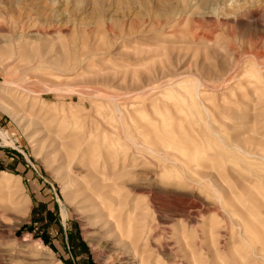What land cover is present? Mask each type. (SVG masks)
<instances>
[{
    "label": "rangeland",
    "instance_id": "obj_1",
    "mask_svg": "<svg viewBox=\"0 0 264 264\" xmlns=\"http://www.w3.org/2000/svg\"><path fill=\"white\" fill-rule=\"evenodd\" d=\"M0 264H264V0H0Z\"/></svg>",
    "mask_w": 264,
    "mask_h": 264
},
{
    "label": "trees",
    "instance_id": "obj_2",
    "mask_svg": "<svg viewBox=\"0 0 264 264\" xmlns=\"http://www.w3.org/2000/svg\"><path fill=\"white\" fill-rule=\"evenodd\" d=\"M2 169L8 170V171H12V169H10L9 167H2Z\"/></svg>",
    "mask_w": 264,
    "mask_h": 264
},
{
    "label": "bare ground",
    "instance_id": "obj_3",
    "mask_svg": "<svg viewBox=\"0 0 264 264\" xmlns=\"http://www.w3.org/2000/svg\"><path fill=\"white\" fill-rule=\"evenodd\" d=\"M108 99H109V98H108ZM88 149H89V148H88ZM86 151H87V150H86ZM4 177H5V175H4ZM6 180H7V179H6ZM6 180H5V181H6ZM3 184H4V183H3ZM5 184H6V183H5ZM3 186H4V185H3ZM10 187H11V186H10ZM1 190H2V189H1ZM105 224H106V223H105Z\"/></svg>",
    "mask_w": 264,
    "mask_h": 264
}]
</instances>
